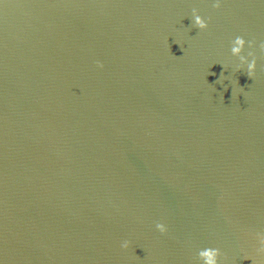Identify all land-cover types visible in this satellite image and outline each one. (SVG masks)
I'll use <instances>...</instances> for the list:
<instances>
[{
	"label": "water",
	"instance_id": "1",
	"mask_svg": "<svg viewBox=\"0 0 264 264\" xmlns=\"http://www.w3.org/2000/svg\"><path fill=\"white\" fill-rule=\"evenodd\" d=\"M213 3L0 0L3 264H264V0Z\"/></svg>",
	"mask_w": 264,
	"mask_h": 264
},
{
	"label": "clouds",
	"instance_id": "2",
	"mask_svg": "<svg viewBox=\"0 0 264 264\" xmlns=\"http://www.w3.org/2000/svg\"><path fill=\"white\" fill-rule=\"evenodd\" d=\"M221 2L222 0H214L213 7L219 8L221 6ZM209 19L210 17L205 18V16L201 15L198 9L194 8L192 10V23L198 29L207 28ZM253 42L254 40L252 39H246L242 35H237L234 37V39L231 40L230 48L232 56L239 57L240 60V64H238L236 67L238 69H244L246 67V71L249 77H251L255 73L257 67V59L253 53H249L248 56L241 55V53L244 50L246 44L251 45ZM259 47L260 49L264 50V42H261L259 44ZM249 56H251L252 58L249 59ZM97 63L99 64L100 62ZM100 66L102 67L103 65L100 64ZM156 228L162 233L167 232L168 230L167 226L164 224H157ZM256 236L260 245L258 251L264 252V232H258ZM122 247L128 248L129 241L125 240L122 243ZM198 257L202 264H220V249L215 247L201 248L198 252ZM0 264H3V262L0 261ZM253 264H255L254 261Z\"/></svg>",
	"mask_w": 264,
	"mask_h": 264
}]
</instances>
